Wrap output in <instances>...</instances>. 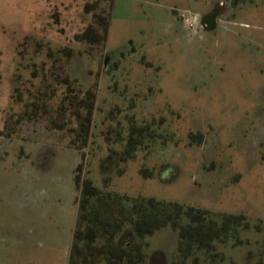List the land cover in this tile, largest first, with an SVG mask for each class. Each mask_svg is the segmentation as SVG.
<instances>
[{
	"label": "rangeland",
	"instance_id": "obj_1",
	"mask_svg": "<svg viewBox=\"0 0 264 264\" xmlns=\"http://www.w3.org/2000/svg\"><path fill=\"white\" fill-rule=\"evenodd\" d=\"M96 2L0 0L4 223L26 230L35 211L48 209L70 220L74 172L83 164V176L103 191L246 216L248 228L230 230L183 263L178 232L166 227L148 237L149 253L164 252L168 264H264V0H101L87 12ZM95 13L109 17L100 48L75 40ZM213 14V25H204ZM60 47L74 56L46 61ZM65 79L96 92L83 150L72 147L75 123L60 111ZM32 102L43 105L33 117ZM154 119L164 121L163 138L127 163L110 156L130 121Z\"/></svg>",
	"mask_w": 264,
	"mask_h": 264
},
{
	"label": "trees",
	"instance_id": "obj_2",
	"mask_svg": "<svg viewBox=\"0 0 264 264\" xmlns=\"http://www.w3.org/2000/svg\"><path fill=\"white\" fill-rule=\"evenodd\" d=\"M98 2L87 6V12L94 11ZM94 19L95 23L76 34L75 40L91 48L104 47L108 37L109 17L95 13ZM73 56L72 48H50L46 61L57 65ZM64 83L68 91L66 90L62 99L60 111L69 113L75 123V128L72 129V147L83 150L88 147L92 135L96 92L93 88L86 91L77 88L76 80L73 85L68 79ZM41 106L43 107L39 102H32L26 109L36 112ZM36 115L37 112L31 117ZM51 123L56 127L55 122ZM163 123L162 119L144 123L130 121L127 135L124 137L119 133L118 140L114 143L120 144L121 150L110 147V156L124 163L136 159L138 151L146 148V142L151 143L147 144L150 147L163 138L160 132ZM190 137L194 139L195 136L192 134ZM198 137L200 142L202 136ZM123 172L124 170L120 171L121 174ZM141 172L146 178L153 176L147 169H142ZM74 183L78 193V215L68 264H168L164 252L149 253L147 242L148 237L166 227L179 233V251L183 256L180 262L183 263V259L192 252L212 249L217 241H224L223 238L230 230L235 231L234 228L237 227L248 228L247 218L243 214H217L175 202L146 197L132 198L100 190L83 176V164L74 172Z\"/></svg>",
	"mask_w": 264,
	"mask_h": 264
},
{
	"label": "crops",
	"instance_id": "obj_3",
	"mask_svg": "<svg viewBox=\"0 0 264 264\" xmlns=\"http://www.w3.org/2000/svg\"><path fill=\"white\" fill-rule=\"evenodd\" d=\"M26 203L27 209H31L32 200ZM75 203L74 201L75 213H70L71 218L68 221L63 220L57 211L51 209L44 210L45 212L35 211L33 219L37 222H28L29 229H18L16 232L12 224H5V217L0 216V264H68L78 215ZM25 222L24 219L23 225ZM16 251H24L29 257L9 258L15 255Z\"/></svg>",
	"mask_w": 264,
	"mask_h": 264
},
{
	"label": "water",
	"instance_id": "obj_4",
	"mask_svg": "<svg viewBox=\"0 0 264 264\" xmlns=\"http://www.w3.org/2000/svg\"><path fill=\"white\" fill-rule=\"evenodd\" d=\"M206 18H210V16H206L205 19L203 20V24L206 25L208 24L209 26L210 25H213V22H214V17H211V19H209L208 21H206Z\"/></svg>",
	"mask_w": 264,
	"mask_h": 264
},
{
	"label": "flooded vegetation",
	"instance_id": "obj_5",
	"mask_svg": "<svg viewBox=\"0 0 264 264\" xmlns=\"http://www.w3.org/2000/svg\"><path fill=\"white\" fill-rule=\"evenodd\" d=\"M211 17H214V19H215V14H213ZM209 19H211V18H206V21H208ZM206 25H208V24H206Z\"/></svg>",
	"mask_w": 264,
	"mask_h": 264
}]
</instances>
